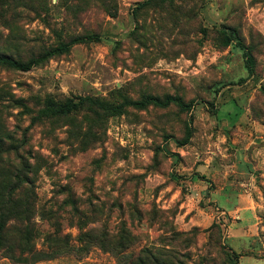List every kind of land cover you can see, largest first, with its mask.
I'll list each match as a JSON object with an SVG mask.
<instances>
[{"label": "rangeland", "instance_id": "1", "mask_svg": "<svg viewBox=\"0 0 264 264\" xmlns=\"http://www.w3.org/2000/svg\"><path fill=\"white\" fill-rule=\"evenodd\" d=\"M89 33L0 66V264H264V0H0L15 60Z\"/></svg>", "mask_w": 264, "mask_h": 264}, {"label": "trees", "instance_id": "2", "mask_svg": "<svg viewBox=\"0 0 264 264\" xmlns=\"http://www.w3.org/2000/svg\"><path fill=\"white\" fill-rule=\"evenodd\" d=\"M221 33L223 35V39H224V43L225 45H230L232 42H235V44L240 47V49L244 50L243 54L245 57V64H246V68L248 71V74H252V56L250 54L249 49L244 46L241 41L239 40L235 29L230 28V27H221ZM99 39V36L94 34V33H89V34H85L84 36H79V37H75L72 38L71 40H69L68 42H62L60 44H58L56 47H53L49 50H47L46 52H44L41 56L30 59L26 62H21L18 60L13 59L12 57L8 56V55H4V54H0V66H4L10 69H14V70H18V71H28L36 66H39L40 64L46 62L47 60L64 54L66 52H68L70 50V48L72 46L78 45V44H83V43H87V42H91V41H97ZM85 100L81 99V102H84ZM79 103H71L70 101L64 105L63 107H59L58 109L54 110V113H67L70 109L75 108ZM123 105H134V106H138L140 108H146L147 106H154V107H159V108H166L170 105L176 106L177 108H179L180 111L182 112H189L192 108L193 102L189 101V102H184L180 97L177 96H172V95H166L163 98H159V97H147L144 98L142 101L139 102H133V101H124ZM118 107H122V105H119ZM192 136V130L191 128L188 126L186 128L184 137L181 140H177L175 141L177 146H184L186 144H188L190 138ZM26 175L28 174V171L25 172ZM23 177L22 180H25L24 182H27V177ZM28 183V182H27ZM9 197V196H8ZM10 199L6 202H3L0 205V243L2 246V231L5 229V218L7 215V208L11 205L10 203ZM104 239V238H103ZM51 244V241L54 242V245H60V243H62V241L60 239H50L48 240V244ZM92 242H102V240L100 241V239H95L92 240ZM22 251H25V247L22 248ZM7 254L10 257V259L14 260L15 255L13 254V249H11L10 247H8L7 249ZM146 258H148V261H146L143 258H139L137 259V263L138 264H150V262H153L154 259H152V257L145 252L144 253ZM47 255H39L37 256L36 254L31 255V260L33 261H39V260H43V259H47ZM18 258H22V254L18 255ZM147 262V263H145Z\"/></svg>", "mask_w": 264, "mask_h": 264}, {"label": "crops", "instance_id": "3", "mask_svg": "<svg viewBox=\"0 0 264 264\" xmlns=\"http://www.w3.org/2000/svg\"><path fill=\"white\" fill-rule=\"evenodd\" d=\"M224 207L225 208V211L227 213H230V212H236L237 210L241 211V216L244 217L243 220H246V219H250L251 220V215L253 214V210L252 209H249L248 207L245 208V209H242V208H238V209H233V207H231V205H225ZM243 211V212H242ZM250 217V218H248Z\"/></svg>", "mask_w": 264, "mask_h": 264}]
</instances>
